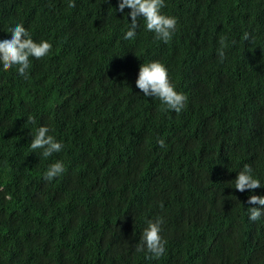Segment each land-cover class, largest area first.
<instances>
[{"label": "trees", "instance_id": "16d2710c", "mask_svg": "<svg viewBox=\"0 0 264 264\" xmlns=\"http://www.w3.org/2000/svg\"><path fill=\"white\" fill-rule=\"evenodd\" d=\"M116 9L0 0V37L19 22L52 44L27 80L0 69V264H264V220L246 210L260 207L246 201L264 187L231 183L245 163L264 182V0H166L162 11L178 19L167 43L142 20L137 38L122 40L130 10ZM153 60L187 97L179 114L135 86ZM41 124L65 145L48 160L28 149ZM57 159L66 171L43 180ZM156 216L159 258L134 247Z\"/></svg>", "mask_w": 264, "mask_h": 264}, {"label": "clouds", "instance_id": "9594fccd", "mask_svg": "<svg viewBox=\"0 0 264 264\" xmlns=\"http://www.w3.org/2000/svg\"><path fill=\"white\" fill-rule=\"evenodd\" d=\"M69 7H75V0H68ZM166 7V0H117V11L123 13L129 9L127 16L131 22L122 30L121 39L133 41L137 38L141 20L144 29L153 34V38L167 43L172 39L178 28V19L167 15L162 10ZM8 35L0 37V69H14L17 76L27 80L32 60H41L47 57L52 49V44L47 40L35 41L32 34L22 23H14L9 26ZM243 40L248 41L250 34L244 32ZM227 37L219 39V47L216 49V57L219 63L226 60ZM135 86L143 97L157 99L162 105V111H172L179 114L187 103V97L178 92L171 83L167 67L159 61H149L139 66ZM36 117L32 114L26 116L25 124L36 125ZM49 126L41 124L35 128L28 143V149L40 159L48 160L55 154L61 153L65 147L63 142L50 134ZM157 145L164 149L166 143L163 138L156 141ZM66 171L63 160L57 159L47 165L42 174V179L52 182ZM232 188L239 192L264 187V182L255 175L251 165L245 163L237 170L235 179L231 181ZM249 205L260 207L247 208V220L257 222L264 220V195H249L246 201ZM165 220L163 216H156L145 221V227L139 242L135 244V251H146L153 258H159L166 252V240L162 233Z\"/></svg>", "mask_w": 264, "mask_h": 264}]
</instances>
